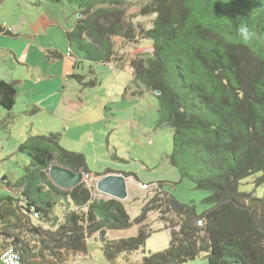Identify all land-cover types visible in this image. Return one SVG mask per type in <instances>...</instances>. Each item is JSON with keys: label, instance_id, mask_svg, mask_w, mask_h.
<instances>
[{"label": "trees", "instance_id": "obj_1", "mask_svg": "<svg viewBox=\"0 0 264 264\" xmlns=\"http://www.w3.org/2000/svg\"><path fill=\"white\" fill-rule=\"evenodd\" d=\"M67 1L81 15L67 32L77 66L87 60L128 67L136 81L158 92L159 123L173 129L172 163L209 192L204 201L211 208L197 215L194 205L162 189L133 219L122 201L93 196L85 183L55 186L51 165L91 173L86 159L60 147L58 134L30 135L19 150L31 162L21 179L7 182L17 193L0 198L1 251L13 248L21 264H63L86 256L87 240L97 236L109 264H128L151 236L148 214L157 212L170 244L142 264H185L200 256L207 264H264V197L240 190L248 177L264 182V0ZM4 32L0 26V36ZM141 39L152 41L151 52L120 54ZM15 95L14 85L1 80L4 127L15 118ZM108 173L131 176L97 175ZM60 205L66 208L61 215L55 213ZM133 226V236L108 237Z\"/></svg>", "mask_w": 264, "mask_h": 264}, {"label": "rangeland", "instance_id": "obj_2", "mask_svg": "<svg viewBox=\"0 0 264 264\" xmlns=\"http://www.w3.org/2000/svg\"><path fill=\"white\" fill-rule=\"evenodd\" d=\"M12 1L11 5L6 0L0 4V23L1 19L11 16L12 7L16 8ZM62 2L68 5L67 0ZM70 7L65 19L76 23L78 14L75 9L78 7ZM150 19L138 17L135 22L143 23ZM49 37L55 49L64 54L69 51L67 37L61 29L53 27ZM137 43L125 48L127 58L148 53L152 46V41L147 39ZM72 53L75 56L74 50ZM74 75L83 76L82 81L75 76L67 77L65 85L57 87V98L64 95L65 103V108L61 106L58 112H53L57 108L56 97L40 92L38 96L42 98V105L27 106L25 100L18 99L13 110L15 118L4 127L1 121L7 117V110L0 105V198L14 194L7 187V182L21 179L25 167L31 162L30 156L19 150L21 143L30 135L48 136L53 133L60 136V147L84 155L94 176L102 177L97 174L109 170L131 175L132 178L127 181L129 196L122 202L133 219L141 214L144 202L154 192V188L147 191L138 183L160 184L164 192L181 203L194 205L197 215L211 208L204 201L209 192L197 188L189 177H182L178 166L172 163L173 129L159 123L157 93L143 82L136 81L128 67H119L114 63L106 65L82 60ZM72 104L77 107L71 108ZM185 167L188 172L191 171L189 165ZM258 177L246 178L240 190L264 197V182L258 183ZM99 194L97 190L92 192L93 196ZM65 209V205H60L55 213L61 215ZM147 223L152 228L151 236L143 250L133 253L128 264H142L145 255L169 247L171 234L164 228L159 214L150 212ZM63 264L109 263L103 256L100 240L93 236L87 240L86 256L71 258ZM185 264H207V261L200 256Z\"/></svg>", "mask_w": 264, "mask_h": 264}, {"label": "crops", "instance_id": "obj_3", "mask_svg": "<svg viewBox=\"0 0 264 264\" xmlns=\"http://www.w3.org/2000/svg\"><path fill=\"white\" fill-rule=\"evenodd\" d=\"M4 1L0 0V4ZM11 1L6 0L8 5H11ZM15 1V3L12 1V5L16 8H11V16L1 19L0 23L1 27L5 26L4 31H7L0 36V81H8L16 89L12 112L18 99L25 100L27 106L42 105V98L38 96L40 92L43 94L47 92L53 98L56 97L57 108L53 112H58L61 106L65 108V103L64 95L57 98V87L59 84L65 85V78L73 77L78 66L74 57L69 56L68 52L64 54L63 51L53 47L49 35L55 27L61 29L67 37V32L74 28L76 23L65 19L72 5L68 2L66 6L63 0ZM75 13H78L77 9ZM64 88L63 86L62 89ZM76 107V104L71 106V108ZM100 196L103 197L101 194ZM136 232V226L126 230H110L108 237L115 239L133 236Z\"/></svg>", "mask_w": 264, "mask_h": 264}, {"label": "water", "instance_id": "obj_4", "mask_svg": "<svg viewBox=\"0 0 264 264\" xmlns=\"http://www.w3.org/2000/svg\"><path fill=\"white\" fill-rule=\"evenodd\" d=\"M83 172H74L66 167L53 164L50 166L48 176L52 183L63 189L71 190L83 182ZM96 189L104 198H114L120 201L129 196L128 182L120 173H108L96 181Z\"/></svg>", "mask_w": 264, "mask_h": 264}, {"label": "built area", "instance_id": "obj_5", "mask_svg": "<svg viewBox=\"0 0 264 264\" xmlns=\"http://www.w3.org/2000/svg\"><path fill=\"white\" fill-rule=\"evenodd\" d=\"M97 177H94L91 174H84L83 180L84 183L93 191H96V181ZM138 186L144 190H151V189H158L160 190V187L158 184L151 185V184H145V183H138ZM38 213L33 214V219H38ZM22 263V257L21 254L17 251H15L13 248H7L0 252V264H21Z\"/></svg>", "mask_w": 264, "mask_h": 264}, {"label": "clouds", "instance_id": "obj_6", "mask_svg": "<svg viewBox=\"0 0 264 264\" xmlns=\"http://www.w3.org/2000/svg\"><path fill=\"white\" fill-rule=\"evenodd\" d=\"M77 11H78V9H77ZM78 14V18L79 17H81V15L79 14V13H77ZM151 19L149 20V21H151L152 19H153V16H149ZM147 18V17H146ZM149 21H147V22H149ZM77 23V22H76ZM150 24V23H149ZM148 24V28L149 27H151V24L149 25ZM76 25V24H75ZM3 28H5V26H2ZM68 40V39H67ZM142 41V40H141ZM69 44V43H68ZM135 44H138V43H134V44H131V45H135ZM153 44V43H152ZM128 47V46H127ZM126 47V48H127ZM69 51H68V55L69 56H71V57H74L73 59H75L76 60V57L73 55V53H72V48L70 47V45H69ZM150 51L149 52H151L152 50H153V46H151L150 47V49H149ZM126 50H125V48L120 52V54H126V52H125ZM148 52V53H149ZM125 57H126V55H125ZM76 63H77V61H76ZM111 64H113V63H109V64H106V65H111ZM114 65H115V63H114ZM157 94H158V92H156ZM83 174H91V175H93L92 173H83ZM121 174V173H120ZM123 175V174H122ZM84 176V175H83ZM94 176V175H93ZM104 176V175H103ZM94 177H96V176H94ZM126 177V176H125ZM97 178H100V177H97ZM128 178H132L131 176H129V177H126V180L128 181ZM82 183H84V180H83V182ZM159 185V187H160V190L159 191H161L162 190V186L160 185V184H158ZM88 187V186H87ZM89 188V187H88ZM90 189V188H89ZM91 190V189H90ZM155 190H158V189H154V191ZM92 191V190H91ZM98 191V190H97ZM147 191H149V190H147ZM99 192V191H98ZM101 194V193H100ZM100 194H99V197H102V196H100ZM96 195H98V193L96 194ZM101 195H103V194H101ZM103 198H104V196H103ZM200 224H201V222H200Z\"/></svg>", "mask_w": 264, "mask_h": 264}]
</instances>
